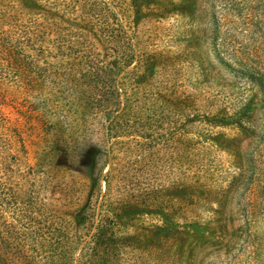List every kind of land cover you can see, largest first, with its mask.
Segmentation results:
<instances>
[{"label": "rangeland", "instance_id": "obj_1", "mask_svg": "<svg viewBox=\"0 0 264 264\" xmlns=\"http://www.w3.org/2000/svg\"><path fill=\"white\" fill-rule=\"evenodd\" d=\"M69 2L73 14L0 0L1 112L29 164H43L40 193L0 198L34 203L49 230L93 195L98 210L131 215L140 242L121 256L113 248L110 264H264L261 96L251 94L250 116L234 113L252 88L239 76L264 68V0H98L135 38L125 69L100 37L93 0ZM30 34L51 49L46 61L29 54ZM107 98L130 106L112 135L90 109ZM89 145L110 151L102 177L76 164Z\"/></svg>", "mask_w": 264, "mask_h": 264}, {"label": "trees", "instance_id": "obj_2", "mask_svg": "<svg viewBox=\"0 0 264 264\" xmlns=\"http://www.w3.org/2000/svg\"><path fill=\"white\" fill-rule=\"evenodd\" d=\"M38 1L62 14H73L72 10L75 11L69 2L71 0ZM88 6L86 4L84 7L87 9ZM89 7L94 15L101 17L98 32L107 47L113 48L115 69L133 65L136 60L135 38L127 32L120 19L113 16L109 7L103 9L98 0H93ZM2 25L3 22H0V27ZM9 31H5L4 35L13 33ZM28 48L32 49L30 51L33 53L29 54L35 59L34 62L40 60V54L45 57V61L52 55L51 49L44 47L35 34L28 35ZM224 64L232 68L230 64ZM246 69L239 76V81L252 88L246 90L247 95L243 92L239 105L234 107L235 115L242 120L254 110V106H251V94L261 96L258 107L264 110V68L256 65ZM98 88V92L104 91L101 86ZM253 88H256V92ZM250 90L252 93H248ZM95 102L90 109L96 113L108 134L117 133L118 129L127 126L126 117L130 112L127 102L124 104L108 98L104 101L96 99ZM81 110L86 111L85 103ZM109 153L110 151L98 145L85 146L77 151L76 164L91 179L97 172H101L102 177V160ZM42 167L41 163L34 166L29 164L28 151L21 135L0 108V193H40L37 189L39 182L35 177L41 173ZM7 195L5 194L6 198ZM93 197L94 195L85 199L74 216L69 214L70 219L66 218L67 213L64 217H58V220L54 219V226L50 230L47 228L50 225L49 219L34 203L29 207L27 204L19 207L21 203L0 198V264H110L114 249L121 256L125 254L126 247L137 246L140 235L126 227L125 222L131 215L98 210ZM3 205L10 208V213L2 209ZM14 206V211H11ZM134 249L138 251L137 248Z\"/></svg>", "mask_w": 264, "mask_h": 264}]
</instances>
